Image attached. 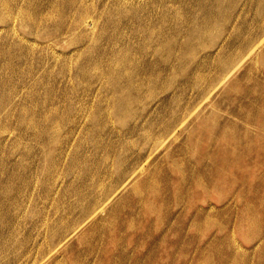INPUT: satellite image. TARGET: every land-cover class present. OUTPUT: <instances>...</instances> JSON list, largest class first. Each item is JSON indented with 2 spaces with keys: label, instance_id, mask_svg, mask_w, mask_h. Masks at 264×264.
Here are the masks:
<instances>
[{
  "label": "rangeland",
  "instance_id": "rangeland-1",
  "mask_svg": "<svg viewBox=\"0 0 264 264\" xmlns=\"http://www.w3.org/2000/svg\"><path fill=\"white\" fill-rule=\"evenodd\" d=\"M0 264H264V0H0Z\"/></svg>",
  "mask_w": 264,
  "mask_h": 264
},
{
  "label": "bare ground",
  "instance_id": "bare-ground-1",
  "mask_svg": "<svg viewBox=\"0 0 264 264\" xmlns=\"http://www.w3.org/2000/svg\"><path fill=\"white\" fill-rule=\"evenodd\" d=\"M13 20H15V19H13ZM34 44V43H33ZM253 49V48H252ZM169 138V137H168ZM139 170V169H138ZM136 172V171H135ZM133 175H134V173H133Z\"/></svg>",
  "mask_w": 264,
  "mask_h": 264
}]
</instances>
